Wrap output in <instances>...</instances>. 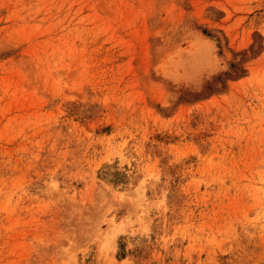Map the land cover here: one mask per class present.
<instances>
[{"label":"rangeland","instance_id":"rangeland-1","mask_svg":"<svg viewBox=\"0 0 264 264\" xmlns=\"http://www.w3.org/2000/svg\"><path fill=\"white\" fill-rule=\"evenodd\" d=\"M0 264H264V0H0Z\"/></svg>","mask_w":264,"mask_h":264}]
</instances>
